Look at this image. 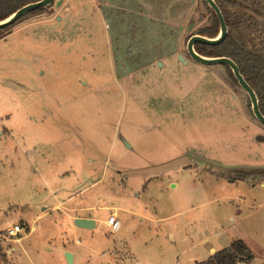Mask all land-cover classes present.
<instances>
[{"label": "rangeland", "instance_id": "rangeland-1", "mask_svg": "<svg viewBox=\"0 0 264 264\" xmlns=\"http://www.w3.org/2000/svg\"><path fill=\"white\" fill-rule=\"evenodd\" d=\"M56 1L0 29V264H194L240 239L264 264V181L217 176L264 171V125L225 67L186 51L208 5L190 0L166 29L185 62L141 68L160 33L131 25L157 24L160 0L117 17L102 0ZM236 1L264 14V0ZM227 9L263 55L264 15Z\"/></svg>", "mask_w": 264, "mask_h": 264}, {"label": "trees", "instance_id": "trees-1", "mask_svg": "<svg viewBox=\"0 0 264 264\" xmlns=\"http://www.w3.org/2000/svg\"><path fill=\"white\" fill-rule=\"evenodd\" d=\"M25 1L23 4H7V0H0V21H4L11 16L15 11L24 6L27 3L35 2L38 0H22ZM218 5L226 27L227 35L224 41L216 46H208L200 43L194 45V51L203 57L215 58V57H227L231 59L239 69L240 74L254 91L257 101L258 108L261 114L264 116V54H259L254 51L246 49L242 38L238 35V30L241 25V21L233 16L228 11V6H235L245 9H250L255 15L263 16L264 14L255 10L254 8H248L243 3L236 0H214ZM45 8L39 7L30 11L29 13L41 12ZM264 10V1L262 5ZM212 23L210 26L203 29H199L195 35H200L209 39L216 38L219 34V22L212 11ZM4 29V28H3ZM190 35L189 37H191ZM187 38V40L189 39ZM231 76L234 84L237 85V81L234 78L231 70L227 66H223ZM238 86V85H237ZM250 103V101H249ZM218 177L223 178L227 181H245L248 178L257 181H264V171L258 169L250 172H242L231 174H217ZM252 260V254L246 246L243 240H236L232 242L228 247L223 248L210 255L205 261L198 262L195 264H241L250 263Z\"/></svg>", "mask_w": 264, "mask_h": 264}, {"label": "water", "instance_id": "water-1", "mask_svg": "<svg viewBox=\"0 0 264 264\" xmlns=\"http://www.w3.org/2000/svg\"><path fill=\"white\" fill-rule=\"evenodd\" d=\"M52 2L53 0H41V1L31 3V4L21 7L16 12H14L11 16H9L7 19H5L4 21H0V29H3L5 27L12 25L21 16H23L24 14L34 9H37L39 7H48ZM204 2L208 5L210 9H212V11L215 13L218 19L219 34L216 38H213V39H209V38H206L200 35H192L186 43L187 54L193 61H195L196 63L202 64V65H205V66H210V65L227 66L231 70L234 78L236 79L238 86L246 93L250 101L251 111H252L253 116L255 117L257 121H259L261 124L264 125V116L261 114L258 108V101H257L256 95L254 91L250 88V86L246 83L242 75L240 74L239 69L236 66V64L227 57L208 58V57L200 56L194 51V45L196 43H200V44H204L208 46H216V45L221 44L227 35V27H226L223 15L218 5L215 3L214 0H204ZM187 31H190V28H187ZM178 58L182 62H185L182 55H178ZM74 225L81 229L92 230L95 226V223L92 219L76 218L74 220ZM65 256H66V260L68 264H71L72 255L70 253H65Z\"/></svg>", "mask_w": 264, "mask_h": 264}, {"label": "crops", "instance_id": "crops-1", "mask_svg": "<svg viewBox=\"0 0 264 264\" xmlns=\"http://www.w3.org/2000/svg\"><path fill=\"white\" fill-rule=\"evenodd\" d=\"M138 1L139 0H109V2H108L107 0H102V2L105 5L107 4L106 5V14H109L111 16L114 15V17L119 16V14H121L123 9L127 10V8H131V9L135 8L133 6H136V4H139L140 2H138ZM140 1L143 2L144 5H146V6L148 5L149 7L151 5H153L152 3H150V4L148 3V2H151L150 0H140ZM160 2L162 3V5L165 8L164 9V14H165L166 17L164 16L162 19H160L158 21L155 20L159 24L157 23V24L151 25V23H150L148 25H143V24L140 25V23H138V22H137V24H135V22H132L133 25H131V29H135L136 31H138L140 29L141 32L147 31L148 27L153 26L152 29L155 30V31L157 30V32L160 33V34H155L157 39H158V41L154 42L155 43V47L157 49H155L154 46H151V51H152V49H153V51H152V53L150 52L152 54V56H150L149 59L152 58V61L151 62H147V66L144 65V67H141V68H147L149 66H153L154 64H156L157 62L153 61L154 58L156 59V58L164 57L166 59L172 60V59H176V57L178 55L183 54V53H180L178 48H176V46H175L173 41H171L172 42V44H171V43H169L170 41L166 40L168 38L167 37L168 35H166V29H167L168 25L171 26V24H173L172 22H174L175 20H179V18L182 19L184 13L188 12L187 10L189 8L188 6L190 4V0H160ZM168 7L170 8L169 10H168ZM110 20L113 22V24H114L115 21H118L119 23H121L120 25L127 24V22H124L122 20H117V19L112 20V17H111V19H109V21ZM120 25H119L118 29L115 28L117 31L120 30V28H121ZM112 27L114 28L113 25H112ZM122 36H123V33H122V35L118 36V38H121ZM141 37H144V35H141ZM148 37H154V35H151V36H148ZM118 38L116 40H118ZM134 38L135 37L132 36L130 38H127V40L128 41H129V39L130 40H134ZM132 44H128V45H132ZM183 58H185V57H183ZM259 186L261 188H264V182L259 184ZM253 187H255V185H253ZM78 218L88 219V218H91V217H88V218L78 217ZM117 229H118V226H117ZM221 249H223V248H221ZM213 251H214V253L217 252L215 250H213ZM210 255H212V254H209L207 256V258ZM206 259H204L202 261H205ZM202 261H199V262H202ZM195 263H198V262H195ZM241 264H245V263H241Z\"/></svg>", "mask_w": 264, "mask_h": 264}, {"label": "built area", "instance_id": "built-area-1", "mask_svg": "<svg viewBox=\"0 0 264 264\" xmlns=\"http://www.w3.org/2000/svg\"><path fill=\"white\" fill-rule=\"evenodd\" d=\"M107 226L111 229V231H115L118 224L114 216H110L107 220ZM25 231V227L21 225H15L6 230V234L9 238H17L21 233Z\"/></svg>", "mask_w": 264, "mask_h": 264}, {"label": "flooded vegetation", "instance_id": "flooded-vegetation-1", "mask_svg": "<svg viewBox=\"0 0 264 264\" xmlns=\"http://www.w3.org/2000/svg\"><path fill=\"white\" fill-rule=\"evenodd\" d=\"M38 1H41V0H38ZM38 1H35V2H38ZM35 2H31V3H35ZM7 4H23V3H25V1H22V0H7V2H6ZM31 3H27V4H25V5H28V4H31ZM57 3H58V1H56V0H53V2L49 5V6H51V5H57ZM24 5V6H25ZM23 7V6H22ZM45 8V7H44ZM20 9V8H19ZM16 12V11H15ZM27 14H29V12L28 13H26V14H24L23 16H25V15H27ZM23 16H21L20 18H22Z\"/></svg>", "mask_w": 264, "mask_h": 264}]
</instances>
